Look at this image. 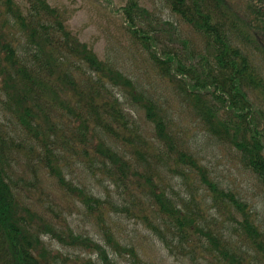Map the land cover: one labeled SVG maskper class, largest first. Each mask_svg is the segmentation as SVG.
Masks as SVG:
<instances>
[{
  "label": "trees",
  "instance_id": "16d2710c",
  "mask_svg": "<svg viewBox=\"0 0 264 264\" xmlns=\"http://www.w3.org/2000/svg\"><path fill=\"white\" fill-rule=\"evenodd\" d=\"M258 1L264 4V0ZM165 2L171 12L204 36L213 52L210 61L202 57L199 69L176 58L175 68L193 75L189 86L184 88L186 99L194 113L201 117L210 136L234 147L243 167L249 168L264 183V75L249 51L236 43L238 36L246 37L237 20L247 24L249 19L246 21L238 15L227 0ZM245 6L251 7L250 0ZM121 10L128 31L148 48L153 42L150 24L146 21L148 13L135 0L121 5ZM1 15L8 21L0 24L1 107L29 134L48 129L42 132L44 136L35 137L39 143L34 144L44 147L43 154L39 155V150L36 154L41 156L60 186L78 197L99 220L109 215L111 201L68 182L61 166L50 160L52 151L46 144L55 143L57 135L50 139L48 132L59 131L62 143L71 136L67 140L77 142L84 157L92 149V154L100 156L106 173L129 184L131 194L132 190L140 191L149 197L147 211L142 212L141 217L154 233L178 237L189 245V252L199 246L221 264H251L249 250L264 256L263 230L254 223L246 203L232 191L204 179L213 201L224 202L225 197L227 206L237 210L239 217H232L236 222L232 233L240 244L231 242L221 232L215 234L207 227L204 229L199 222V212L180 206L167 195L163 185L152 179L150 174L164 164L169 151H175L176 160L196 168L201 174L204 175L205 170H201L193 154L177 144L171 129H167V119L151 98L138 90L132 78L111 62L98 58L92 48L80 41L67 28L66 17L57 7L46 0H0ZM256 31L253 29L251 33ZM150 55L161 70L175 56L170 49L163 51L162 59L153 53ZM120 92L128 96L131 105L142 109L144 118L154 129L153 138L162 148L138 135L136 126L132 125L134 120L125 109V101L119 98ZM207 94L212 95V99ZM58 121L63 123V128L58 129ZM3 138L0 133V264H55L59 253L45 244L44 234L60 245L94 253V259L87 257L81 264H121L114 254L122 250L129 254L133 264H141L135 247L120 244L106 228L105 244H102L69 226L55 225L22 200L11 186L3 166L1 156L8 148ZM126 152L133 155V161L125 156ZM139 164L141 169L137 168ZM158 169L156 172L160 175ZM60 258L76 260V257Z\"/></svg>",
  "mask_w": 264,
  "mask_h": 264
},
{
  "label": "rangeland",
  "instance_id": "374dc122",
  "mask_svg": "<svg viewBox=\"0 0 264 264\" xmlns=\"http://www.w3.org/2000/svg\"><path fill=\"white\" fill-rule=\"evenodd\" d=\"M46 1L57 7L66 17L67 28L92 48L98 58L119 68L132 78L139 91L151 98L167 119V129H171L178 140L177 144L193 154L201 170H205L204 175L201 174L196 168L176 160L175 151H169V156L163 159L164 164L157 168L160 175L157 174V169L150 174L154 181L163 185L167 195L180 206L186 205L199 212V222L204 229L207 227L215 234L221 232L231 242L240 244L238 237L232 233V226L236 225L232 217H239L237 210L233 206H227L228 200L225 197L224 202L213 201L211 190L204 179L210 180L223 190L232 191L235 197L245 202L246 210L264 233V183L249 168L243 167L234 147L210 136L201 117L194 113L193 106L186 99L187 92L184 88L189 86L193 75L175 68L176 58L185 64H193L196 69L203 64L202 57L209 61L213 59V52L204 36L171 12L165 0H135L148 13L146 21L150 24L149 33L153 35L148 51L149 47L145 48L127 29L121 5L130 0ZM227 1L237 9L238 15L245 17L246 21L249 19L247 24L240 18L237 20L236 23L246 37L238 36L236 43L249 51L257 69L264 75L263 2L250 0L251 7L246 8L247 0ZM5 22L8 21L1 15L0 24ZM253 29L257 30L255 34L251 33ZM166 49L172 50L175 56L161 70L150 53L162 59ZM2 96L0 93V133L4 137V146L8 147L4 156H1L3 166L14 191L34 210L44 214L55 225L61 228L69 226L73 231L86 234L102 244H105L103 234L106 228L120 244L135 247L141 264H221L212 254H205L199 246L194 252H189V245L178 237L169 233L163 237L151 231L141 217V213L147 211L145 208L148 206L149 197H145L140 191L134 193L132 190L131 194L129 184L117 181L106 173L100 156L92 154V149L84 157L85 154L79 150L77 142L73 139L67 140L71 136L68 135L62 143L59 141V131L55 134L48 132L50 139L57 135L55 143L46 145L52 151L50 160L61 166L64 178L113 203L106 218L99 220L95 217L78 197L57 183L49 172V167L39 156L40 152L43 154L44 147L34 144L39 143L35 137L44 136L42 132L48 129L38 130L35 135L21 130L17 121L12 118L13 115L1 107ZM207 96L212 99V95ZM119 98L125 101V109L128 110L129 118L134 120L132 125L136 126L138 135L154 141V144L158 143L153 138L152 124L144 118L142 109L131 105L128 96L121 92ZM67 121L70 123L71 120H63L65 123ZM60 123L57 125L58 129L63 128V123ZM67 129L70 130V126ZM158 145L162 148L160 143ZM174 146L177 148L176 144ZM37 150L39 155L36 154ZM125 156L132 161L134 159L130 152H126ZM104 163L111 168L107 160L104 159ZM141 167V164L137 165L138 169ZM42 238L60 257H76L75 261H63L58 256L55 264H81L87 257L94 259V253L60 245L47 234ZM253 251L249 250L252 254L251 264H264V256ZM114 257L121 264H133L132 258L124 250L118 255L114 254Z\"/></svg>",
  "mask_w": 264,
  "mask_h": 264
}]
</instances>
